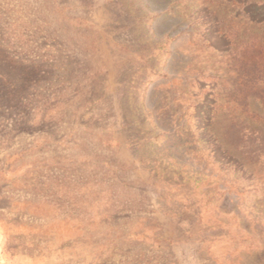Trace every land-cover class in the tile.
<instances>
[{
	"label": "rangeland",
	"instance_id": "374dc122",
	"mask_svg": "<svg viewBox=\"0 0 264 264\" xmlns=\"http://www.w3.org/2000/svg\"><path fill=\"white\" fill-rule=\"evenodd\" d=\"M0 264H264V0H0Z\"/></svg>",
	"mask_w": 264,
	"mask_h": 264
}]
</instances>
